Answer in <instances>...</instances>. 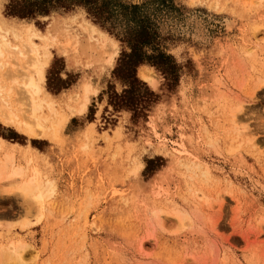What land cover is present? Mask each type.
Masks as SVG:
<instances>
[{
	"label": "rangeland",
	"instance_id": "obj_1",
	"mask_svg": "<svg viewBox=\"0 0 264 264\" xmlns=\"http://www.w3.org/2000/svg\"><path fill=\"white\" fill-rule=\"evenodd\" d=\"M112 1L116 33L147 31V54L172 57L137 68V108L113 100L129 89L117 77L127 44L85 7L21 18L0 1L1 21L43 37L59 111L92 90L58 141L0 122L17 164L54 187L39 217L0 181V264L18 243L23 264H264V0Z\"/></svg>",
	"mask_w": 264,
	"mask_h": 264
},
{
	"label": "bare ground",
	"instance_id": "obj_2",
	"mask_svg": "<svg viewBox=\"0 0 264 264\" xmlns=\"http://www.w3.org/2000/svg\"><path fill=\"white\" fill-rule=\"evenodd\" d=\"M91 29L94 31L93 26ZM99 33L108 38L104 32ZM10 36L14 40L22 39V47L14 45ZM35 39L42 40L43 37L32 24L20 25L0 20V73L5 78H0V122L16 126L32 138L58 141L71 117L86 113L92 90L89 85H85L77 107L69 112L59 111L55 98L45 91L50 55L41 54ZM112 43L116 46L114 41ZM114 56L116 52L111 54L110 62ZM139 77L153 87L157 86V80L147 67L140 68ZM5 142L0 138V181L15 185L13 192L23 199L27 210L37 211L41 217L47 198L54 191L53 184L41 180L39 169L34 167L29 170L27 166L18 165L15 150ZM175 217L183 221L180 214ZM11 249L5 253V258L14 264H23L25 247L18 243L13 244Z\"/></svg>",
	"mask_w": 264,
	"mask_h": 264
},
{
	"label": "trees",
	"instance_id": "obj_3",
	"mask_svg": "<svg viewBox=\"0 0 264 264\" xmlns=\"http://www.w3.org/2000/svg\"><path fill=\"white\" fill-rule=\"evenodd\" d=\"M76 6L85 7L96 24L111 33L115 32L111 20L114 12L113 8H116V5L112 0H11L8 11L12 16L28 18L36 15L46 16L54 9L59 8L68 11ZM137 29H132V32H127L124 35L115 32V36L122 43H126L130 50V52L124 51L122 53L117 68L119 74L117 77L129 87L123 95H114L113 100L117 106L137 108L145 103L144 96L136 92L139 81L135 78V72L139 66L153 64L154 66L164 65L168 68V65L173 63L172 57L163 53L157 56L148 55L144 49L150 45L151 36L147 31L140 33ZM132 75H134V78Z\"/></svg>",
	"mask_w": 264,
	"mask_h": 264
}]
</instances>
